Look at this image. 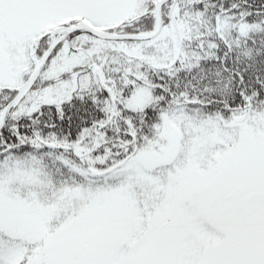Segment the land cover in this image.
I'll return each mask as SVG.
<instances>
[{
    "label": "snow or ice",
    "instance_id": "obj_1",
    "mask_svg": "<svg viewBox=\"0 0 264 264\" xmlns=\"http://www.w3.org/2000/svg\"><path fill=\"white\" fill-rule=\"evenodd\" d=\"M0 264H264V0H0Z\"/></svg>",
    "mask_w": 264,
    "mask_h": 264
}]
</instances>
